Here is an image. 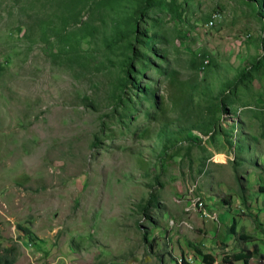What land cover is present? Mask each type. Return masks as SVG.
Segmentation results:
<instances>
[{
	"label": "rangeland",
	"instance_id": "rangeland-1",
	"mask_svg": "<svg viewBox=\"0 0 264 264\" xmlns=\"http://www.w3.org/2000/svg\"><path fill=\"white\" fill-rule=\"evenodd\" d=\"M258 58L264 0H0L11 264H177L184 246L198 263L196 248L214 264L245 248L264 264Z\"/></svg>",
	"mask_w": 264,
	"mask_h": 264
},
{
	"label": "trees",
	"instance_id": "trees-1",
	"mask_svg": "<svg viewBox=\"0 0 264 264\" xmlns=\"http://www.w3.org/2000/svg\"><path fill=\"white\" fill-rule=\"evenodd\" d=\"M254 70H258L260 67L264 66V60H262V58H258L256 60V62L252 65ZM248 76V71L244 70L243 74L241 77H245ZM220 105L221 107H223L225 105V102L223 99L220 100ZM241 187V186H240ZM262 191H264V187L261 188ZM240 198H241V202L243 204H246L247 201V197L245 195L244 189H240L239 192ZM228 199V198H227ZM225 199V201L227 200ZM158 198L155 194L150 193L149 196L147 197V199L145 200L144 204L141 207V215L144 219H146V221H148L149 223V228L151 227H157L158 223L157 220H155L154 218V212L156 210V208L158 207ZM26 232H28V230H25ZM147 230L143 231V237L144 239H146L147 237ZM228 233H232L234 235H236V238L238 239H242V240H249L250 236L249 234H244V233H239L236 231V222L233 221L229 227H228ZM9 249L11 248H1L0 247V264H11L13 262V258L11 256H9L8 251H10ZM2 250H5V254L2 253ZM196 253L200 254L203 260V264H211L213 263V257L210 256V254H206L203 253L201 249L196 248ZM252 257V252L250 250H247L245 248H241L239 251L235 252L232 254V258L234 259V261H241V264H250L249 263V259ZM180 264H184L182 261H180Z\"/></svg>",
	"mask_w": 264,
	"mask_h": 264
},
{
	"label": "built area",
	"instance_id": "built-area-1",
	"mask_svg": "<svg viewBox=\"0 0 264 264\" xmlns=\"http://www.w3.org/2000/svg\"><path fill=\"white\" fill-rule=\"evenodd\" d=\"M214 20H215V17L213 18V20L212 19H210L209 21H208V23H207V25H209V22H214ZM204 62H207V60H205ZM196 206H199V212H202V217H204V218H206V219H209V210H208V208H207V203H206V201H204V202H200V204L199 205H196ZM214 221H217V220H214ZM182 258H187V262H193V264H196L195 262H194V258H193V256H185V257H182ZM197 264H203V263H197ZM211 264H214V263H211Z\"/></svg>",
	"mask_w": 264,
	"mask_h": 264
},
{
	"label": "crops",
	"instance_id": "crops-1",
	"mask_svg": "<svg viewBox=\"0 0 264 264\" xmlns=\"http://www.w3.org/2000/svg\"><path fill=\"white\" fill-rule=\"evenodd\" d=\"M237 226V225H236ZM236 231H237V227H236ZM230 235H234V234H232V233H230ZM185 247V249H184V253H187V254H183L182 252L181 253H179V255L178 256H193L194 257V253H189V250H188V247H187V249H186V246H184ZM251 251V250H250ZM198 255V254H197ZM197 255H195V256H197ZM177 257V256H176ZM202 258V257H201ZM251 258H253V255H252V257ZM250 258V259H251ZM186 259V261H187V258H185ZM250 259H249V263H250ZM194 260V259H193ZM197 260H194V262L197 264L198 262H196ZM238 262H241V261H238ZM190 263H192L193 264V262H190ZM242 263V262H241ZM251 264V263H250Z\"/></svg>",
	"mask_w": 264,
	"mask_h": 264
},
{
	"label": "bare ground",
	"instance_id": "bare-ground-1",
	"mask_svg": "<svg viewBox=\"0 0 264 264\" xmlns=\"http://www.w3.org/2000/svg\"><path fill=\"white\" fill-rule=\"evenodd\" d=\"M201 198V197H200ZM200 198H198L197 200H195V203L197 204V203H199L200 201H201V199ZM205 201V200H204ZM211 213H215V212H211ZM216 214V213H215ZM214 214V215H215ZM210 215V214H209ZM213 216V215H212ZM216 216H217V214H216ZM214 218V217H213ZM205 219V218H204ZM186 223V222H185ZM182 257H184V256H179V257H177L176 258V262H177V264H179V259L181 258L183 261H184V264H192V263H190V262H187L186 261V259L185 258H182Z\"/></svg>",
	"mask_w": 264,
	"mask_h": 264
},
{
	"label": "clouds",
	"instance_id": "clouds-1",
	"mask_svg": "<svg viewBox=\"0 0 264 264\" xmlns=\"http://www.w3.org/2000/svg\"><path fill=\"white\" fill-rule=\"evenodd\" d=\"M218 217V216H217ZM202 263V262H201Z\"/></svg>",
	"mask_w": 264,
	"mask_h": 264
}]
</instances>
